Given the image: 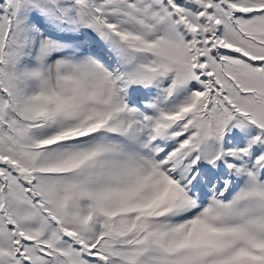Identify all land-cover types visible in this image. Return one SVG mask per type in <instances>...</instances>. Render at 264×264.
Instances as JSON below:
<instances>
[{"label":"snow or ice","instance_id":"6c2138e0","mask_svg":"<svg viewBox=\"0 0 264 264\" xmlns=\"http://www.w3.org/2000/svg\"><path fill=\"white\" fill-rule=\"evenodd\" d=\"M0 264H264V0H0Z\"/></svg>","mask_w":264,"mask_h":264}]
</instances>
